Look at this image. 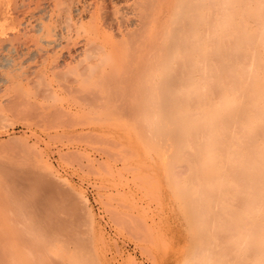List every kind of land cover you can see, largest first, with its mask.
<instances>
[{
  "label": "rangeland",
  "instance_id": "374dc122",
  "mask_svg": "<svg viewBox=\"0 0 264 264\" xmlns=\"http://www.w3.org/2000/svg\"><path fill=\"white\" fill-rule=\"evenodd\" d=\"M191 1L142 0L154 21V66L143 77L155 85H73L72 134L42 129L66 122L67 93L40 78L16 115L0 110V264H262L252 239L262 237L264 187L244 177L248 149H264V109L241 94L238 61H254L264 96V0H200L201 64L181 50V19L187 27L196 13L179 8ZM137 40L116 55L127 58L122 81ZM235 41L246 49L239 57ZM213 68L230 85L203 88L202 71ZM88 73L78 66L77 81ZM255 119L252 136L242 134Z\"/></svg>",
  "mask_w": 264,
  "mask_h": 264
},
{
  "label": "bare ground",
  "instance_id": "6f19581e",
  "mask_svg": "<svg viewBox=\"0 0 264 264\" xmlns=\"http://www.w3.org/2000/svg\"><path fill=\"white\" fill-rule=\"evenodd\" d=\"M151 1L153 3V0ZM178 2L181 5L182 0ZM187 6L182 5L179 10L188 8L196 14L187 27H183L181 19L180 30H189L185 35L186 42L182 41L185 43H182L181 50L194 54L195 60L201 64L199 34L202 22L198 16L201 13L200 0H192ZM153 22L151 9L145 6L142 0H129L124 6L118 7L114 6L111 0H0V110L5 109L15 114L17 107L14 104L27 98L30 85H34L36 79L40 78L42 85H48L49 89L55 91L56 85L67 93L65 107H62V104L59 106L60 109H66V122L54 127L44 125L42 129L72 134L75 131L73 85H83V81H89L92 85H116L117 82H123V85H155L151 75L143 77L144 72L154 66L151 37ZM259 32V37L264 43L263 30ZM249 37L247 34V38ZM136 38L139 39V46L135 48L133 56L129 57V62L135 66L122 81L127 58L120 59L116 55L129 41ZM233 47L235 51L230 54L232 56L239 57L246 51L238 41H235ZM145 51L148 52L145 54ZM103 55L109 59L107 62H101ZM253 56L252 53L249 58ZM238 62L244 74L241 87L245 93L242 91L241 94L247 95L250 106H254L256 113L260 114L264 109V96L259 97L261 83L254 79L251 72L254 61H245L240 57ZM78 66L89 72L86 79L77 81L75 74ZM257 66L264 72V63ZM168 74L164 73L162 82L170 85L172 80L168 79ZM202 74L200 85L203 88L206 85H230L228 72L224 69L213 68L210 71H202ZM143 78L144 82L141 83ZM233 101L236 102L237 99ZM218 111L228 117L225 109L219 108ZM188 113V110L183 108L179 116ZM198 114H201V111ZM30 116L25 118L26 122L31 119ZM257 121L252 120L243 126L242 134L252 136ZM26 125L27 128L31 127L28 122ZM210 142L212 150L218 148L215 136ZM190 146L188 148L194 145ZM247 152L246 173L243 177L251 178L257 175L264 187V167H260V163H264V149L249 148ZM225 164L238 168L234 160H225ZM253 201L255 200L252 198L250 202L254 207ZM249 216L255 222L259 215L253 209ZM261 227L262 237L255 233L252 244L257 247L260 244L262 247L261 261L264 264V220Z\"/></svg>",
  "mask_w": 264,
  "mask_h": 264
}]
</instances>
